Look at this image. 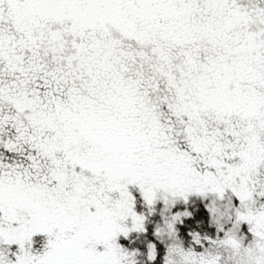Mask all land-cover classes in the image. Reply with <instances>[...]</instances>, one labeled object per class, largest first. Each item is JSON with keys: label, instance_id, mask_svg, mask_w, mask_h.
<instances>
[{"label": "snow or ice", "instance_id": "1", "mask_svg": "<svg viewBox=\"0 0 264 264\" xmlns=\"http://www.w3.org/2000/svg\"><path fill=\"white\" fill-rule=\"evenodd\" d=\"M0 264H264V0H0Z\"/></svg>", "mask_w": 264, "mask_h": 264}]
</instances>
